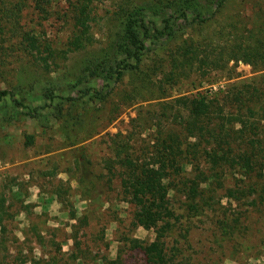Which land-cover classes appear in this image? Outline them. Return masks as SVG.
Returning a JSON list of instances; mask_svg holds the SVG:
<instances>
[{
	"label": "rangeland",
	"instance_id": "rangeland-1",
	"mask_svg": "<svg viewBox=\"0 0 264 264\" xmlns=\"http://www.w3.org/2000/svg\"><path fill=\"white\" fill-rule=\"evenodd\" d=\"M121 1L142 3L54 0L44 18L27 0L15 12L16 22H0V90L38 106L28 116L25 108H13L8 96L0 101V192L15 213L6 222L0 264H21L32 255L53 256L57 264H104L118 254L122 261L141 262L128 238L149 241L154 233L130 223L132 205L122 199L117 179L107 181L104 160L113 156L115 135L128 137L137 149L152 143L156 119L150 115L161 113L164 102L198 92L264 90V0H225L199 23L178 16L180 28L169 36L141 32L145 47L136 68L124 69L118 79L101 72L76 83V74L101 53L135 63L115 49ZM161 13L145 10V21L159 24L165 10ZM186 16L191 18L190 12ZM21 35L33 36L43 52L21 51ZM110 58L105 64L112 66ZM136 121L142 125H132ZM168 200L183 215L181 226L167 237L168 245L179 241L178 263L264 264V199L252 205L222 198L221 208L216 203L199 211L189 207L184 192L170 191ZM22 202L28 206L20 209ZM224 208L227 220L238 222L230 236L216 225Z\"/></svg>",
	"mask_w": 264,
	"mask_h": 264
},
{
	"label": "trees",
	"instance_id": "trees-1",
	"mask_svg": "<svg viewBox=\"0 0 264 264\" xmlns=\"http://www.w3.org/2000/svg\"><path fill=\"white\" fill-rule=\"evenodd\" d=\"M26 1L0 0V22L5 19L16 22L15 12ZM53 1L31 0L33 9L44 18L48 15ZM224 2L225 0H142L141 4H129L121 1L122 4L116 10L120 19L119 31L114 37L115 49L123 50L128 56L134 57L135 63H130L127 58L117 60L110 58L109 54L106 57V53H101L94 58L95 63L89 62L76 74V83L101 72H107L115 79L120 78L124 69L136 68L139 63L138 53L145 47L140 37L141 32L146 34L152 29L154 34L169 36L180 28L176 27L178 23L175 22L178 16H182L185 22L199 23L211 18ZM213 5V10L207 11ZM168 9L173 14H167ZM145 10L153 15L162 14L165 10V14L160 23L156 24L150 20L145 21ZM187 12H190L191 18L186 16ZM19 42L21 51L25 54L43 52V47L31 35H21ZM11 44L16 50L17 45ZM2 48L1 45L0 49ZM108 58L113 60L112 66L105 64ZM250 88L234 93L223 90L218 95L198 92L162 103L161 113L150 115L156 121L153 123V139L149 145L135 149L130 145L128 137L115 135L118 139L112 140L113 156L104 160L107 181L117 179L122 199L132 205L130 223L134 227L152 230L154 237L149 241L128 238L129 247L135 255H141V262L134 260L136 258L133 256L134 259L125 258L122 261L118 254L114 259L105 258V263L127 264L128 261V264H180L176 259L180 248L178 239H174L175 243L172 245H168L167 241L176 225L181 226L180 220L183 216L176 213L170 205V191L184 192L189 198V207L192 206L190 208L198 211L206 207L213 209L216 203L221 208L222 198H226L229 203L236 201L252 205L256 204L257 199H264V92H261L263 89L254 90L253 86ZM91 90L97 92L96 89ZM6 96L12 101L13 108H25L22 113L28 116L36 114L38 106L31 107L14 97L10 89H1L0 101ZM46 97L50 101L53 99L50 92L46 93ZM65 99L73 100L72 97ZM254 100H259L256 109L253 108ZM11 111L18 113L14 109ZM140 118L143 121L144 118ZM132 125L141 126L142 123L136 121ZM106 184L107 188H112L109 183ZM4 198L0 192L2 248H6V222L15 215L9 205H5ZM27 206V203L22 202L20 209ZM224 213L225 208L221 211V217L216 219V225L222 234L230 236L238 226L237 218L228 221ZM37 236L40 238L38 233ZM12 238L17 240L14 235ZM57 249L59 252L60 246ZM52 257L45 260L32 255L21 259V264H57ZM78 257L77 253L74 254L75 259Z\"/></svg>",
	"mask_w": 264,
	"mask_h": 264
}]
</instances>
